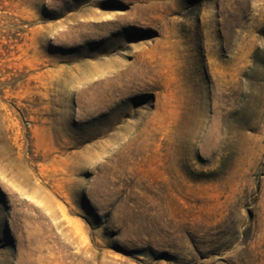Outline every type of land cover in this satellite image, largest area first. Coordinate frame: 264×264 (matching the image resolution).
I'll return each mask as SVG.
<instances>
[{
	"label": "rangeland",
	"instance_id": "rangeland-1",
	"mask_svg": "<svg viewBox=\"0 0 264 264\" xmlns=\"http://www.w3.org/2000/svg\"><path fill=\"white\" fill-rule=\"evenodd\" d=\"M0 264H264V0H0Z\"/></svg>",
	"mask_w": 264,
	"mask_h": 264
}]
</instances>
